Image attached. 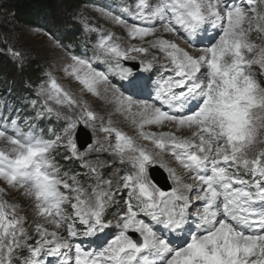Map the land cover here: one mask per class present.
<instances>
[{
	"label": "snow or ice",
	"instance_id": "1",
	"mask_svg": "<svg viewBox=\"0 0 264 264\" xmlns=\"http://www.w3.org/2000/svg\"><path fill=\"white\" fill-rule=\"evenodd\" d=\"M107 15L140 43L101 35L91 56L69 52L62 71L82 92L110 90L104 98L138 135L55 78L30 106L37 120L55 114L58 130L42 135L31 118L0 114V191L22 192L40 218L33 235L0 200V264H264V0H134ZM157 64L158 79L141 74ZM82 128L95 138L86 148Z\"/></svg>",
	"mask_w": 264,
	"mask_h": 264
},
{
	"label": "rangeland",
	"instance_id": "2",
	"mask_svg": "<svg viewBox=\"0 0 264 264\" xmlns=\"http://www.w3.org/2000/svg\"><path fill=\"white\" fill-rule=\"evenodd\" d=\"M134 0H102L100 3H90L85 4L82 7V10L78 15L75 16L76 23L82 30L83 45L78 47L64 45L61 38H55L51 33L44 30L42 27L37 26H26L21 22L17 21L14 17L13 12L9 7V0H0V29L4 36V44L16 52L21 53V59L18 60L20 65L19 73L21 80L23 82L29 83V87L32 90H10L14 86L10 84L9 90H4V83L0 84V114L6 116H12L14 113H19L17 119H23L25 117L31 118L34 120V130L38 131L42 135H49L50 131H56L59 129L62 120H57L55 114L51 117L45 118L43 120H37L33 117L34 109L30 106L31 101L37 98V93L40 87L46 84L51 78H55L58 83L61 84L62 88L69 91L73 96L78 97L82 101L86 102L94 111H97L100 114L105 115L107 119H111L114 126L118 127L120 130L125 132L129 136L138 135V127L133 125L130 120L122 116L118 111L115 110L113 105H111L108 99L104 97L111 96V91L103 93L102 97H96L86 92L81 91V86L73 78L68 77L63 73L62 67L66 62L69 52L84 56H91L92 49L95 44L99 41L101 35L112 34L114 37L118 38L122 46H132L138 45L140 42L138 40H133L127 35V30L121 25H118L113 22L111 17L107 15L109 11L113 13H119L121 11V6L124 4H133ZM61 8H64L65 4L61 1ZM68 15H71L70 13ZM72 17V16H70ZM165 39L175 40L171 34L163 33ZM255 36V34H253ZM54 37V39H53ZM146 39H151L148 37ZM181 46H184L182 40H176ZM63 45V47L59 46ZM8 49V50H9ZM7 50L8 53H10ZM11 55V54H10ZM157 55H159L157 53ZM12 56V55H11ZM35 62L39 68H41V73L37 81L34 80V83H30L26 77L30 76V73L27 72L26 66L29 63ZM127 62V61H125ZM124 62V64H125ZM135 62L138 61H128ZM126 65V64H125ZM127 66V65H126ZM104 70H107V66H104ZM33 74V71H32ZM144 77H148L150 74L153 77V80L159 78L162 74L159 65H154V68L150 72H142ZM110 81L112 84L119 86L126 83L122 81L119 76L110 75ZM23 93H29L25 95ZM23 130H27V125L21 124ZM92 138V144L95 143V138L90 129H87ZM146 131L158 132V131H168L170 130L168 125H165L163 129H159L156 126H151L145 128ZM179 134V133H178ZM185 134H187L185 132ZM104 133H96V137H103ZM140 143L147 145V141L141 140ZM91 144V145H92ZM150 146V145H149ZM5 145L0 142V149L4 148ZM103 159H109L107 153L101 154ZM164 160L168 162L172 167L177 169V173L180 174L183 172L182 168L176 164L174 160H171L170 157L165 156ZM68 168L79 171L78 162H73L67 165ZM126 165H122L117 162L116 168L114 171L123 172V169ZM165 174L168 180L169 185H171V180L168 177V173L161 169ZM186 183H193L194 181L188 180L185 177ZM5 185L0 181V189H4ZM0 200L7 201L9 203H15L20 209V215L26 217V227H31L33 229V235H35V223L40 220L36 216V213L33 208L29 206L30 202L27 198L24 197L22 192L16 189H8L6 191H0ZM49 230H53L52 225H46Z\"/></svg>",
	"mask_w": 264,
	"mask_h": 264
},
{
	"label": "trees",
	"instance_id": "3",
	"mask_svg": "<svg viewBox=\"0 0 264 264\" xmlns=\"http://www.w3.org/2000/svg\"><path fill=\"white\" fill-rule=\"evenodd\" d=\"M61 1L66 6L65 11L61 8ZM100 1L102 0H9V7L17 21L22 24L42 27L55 38H61L64 45L80 48L83 45V33L74 18L85 4L100 3ZM69 13L71 15H68ZM3 39L0 29V84L6 82L4 90H9L10 84L15 85L10 90H32L29 83L21 80L18 60L7 52L9 48L4 44ZM26 70L30 73L26 78L32 84L34 80L37 81L42 71L35 62L29 63Z\"/></svg>",
	"mask_w": 264,
	"mask_h": 264
},
{
	"label": "water",
	"instance_id": "4",
	"mask_svg": "<svg viewBox=\"0 0 264 264\" xmlns=\"http://www.w3.org/2000/svg\"><path fill=\"white\" fill-rule=\"evenodd\" d=\"M135 63V62H134ZM133 62H126L125 64L128 66H131L134 64ZM90 132L86 128H82V130L79 132V139H78V145H84L85 148L88 147L90 144H92V138H91ZM83 150V149H81ZM152 176L155 178V181L158 182L160 186H162L165 189H170L171 185H169L168 180L166 178V174L161 170V168L156 167L151 170Z\"/></svg>",
	"mask_w": 264,
	"mask_h": 264
}]
</instances>
